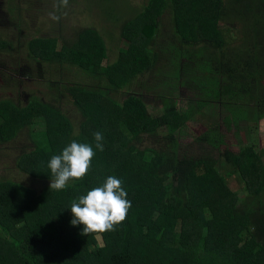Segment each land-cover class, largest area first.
<instances>
[{
	"label": "trees",
	"instance_id": "16d2710c",
	"mask_svg": "<svg viewBox=\"0 0 264 264\" xmlns=\"http://www.w3.org/2000/svg\"><path fill=\"white\" fill-rule=\"evenodd\" d=\"M166 13L172 33L162 37ZM232 13L248 23L250 46L240 31L239 46L224 40L219 20ZM114 16L112 62L115 35L104 27L81 28L59 49L57 37L27 43L33 60L56 65L63 78L71 70L70 101L30 93L23 105L0 103V142L25 128L31 145L16 167L44 182L36 190L0 180V264H264V152L245 144L239 127L264 120V0H146L125 19ZM146 82L162 104L156 115L133 90ZM183 88L196 100L185 109L176 104ZM208 108L214 126L189 138L182 128ZM213 108L226 114L222 127ZM73 141L92 146L91 167L50 189L47 164ZM108 176L127 192L126 219L82 235L83 225L70 223L71 203Z\"/></svg>",
	"mask_w": 264,
	"mask_h": 264
},
{
	"label": "rangeland",
	"instance_id": "374dc122",
	"mask_svg": "<svg viewBox=\"0 0 264 264\" xmlns=\"http://www.w3.org/2000/svg\"><path fill=\"white\" fill-rule=\"evenodd\" d=\"M145 2L146 0H69L67 7H61L57 10L58 0H0V42L4 44V48L0 49V103L10 101L15 105H23L28 100L30 93L36 94L41 99L47 98L46 93L53 96L59 94L60 101L69 102L70 99L65 92H67L68 86L66 78L71 79L69 76L72 73L71 70H65V77L63 78L56 65L33 60L27 51L28 41L35 37H57L59 41L56 43V48L59 49L61 40H73L81 28L104 27L115 35L113 41L108 42L110 58L108 62H112L118 55L115 45L118 47L117 40L120 33L114 23L120 22V19L117 22L113 21V23L109 17V12L112 18H116L114 16L116 13L125 19L135 8L141 9ZM110 8H114L116 12L111 11ZM49 13H55L60 16V19L58 21L52 20ZM169 15L166 13L160 20L162 23L160 36L162 37L165 36L164 34L170 35L172 33ZM239 17V15L232 13L224 21L219 20V27L223 30V38L230 47L240 45L238 42L240 35H237L236 31L241 32L243 41L246 38L245 33L247 36H251L247 33L248 23ZM103 34L105 37L107 36L106 32H102ZM246 44L250 46L249 39H247ZM194 77L191 75L187 81L195 84L192 81ZM55 82L58 83L55 85ZM151 83L146 82L142 88L135 85L133 90L143 94L149 112L156 115L162 108V104H159L160 102L154 96L157 91L153 95L146 92L145 88L153 87V83ZM48 84L50 85L48 86ZM36 90L39 91L36 92ZM180 91L176 95L177 107L182 108L183 103L188 106V102L185 103L186 99L191 100L192 103L196 102L192 91L185 88ZM213 111L216 116L214 121L222 127V120L226 114H222V111L217 110V108H213ZM213 126L214 123L208 108L197 114L195 119L187 122L182 128V132L189 138L196 139L200 134L211 130ZM239 127L244 129L240 130L243 132L244 143L258 153L264 152V120L257 123L241 122ZM246 134H248L247 138L245 137ZM211 135L214 139L216 138L214 134ZM30 145L25 128L10 141L0 142V180L10 179L36 190L43 187L44 182L22 174L16 167L19 152L23 150L22 148L30 147ZM262 158L264 161V153ZM231 182L238 187V191L241 190L236 176L231 178ZM243 193L244 195L248 194V192Z\"/></svg>",
	"mask_w": 264,
	"mask_h": 264
},
{
	"label": "clouds",
	"instance_id": "9594fccd",
	"mask_svg": "<svg viewBox=\"0 0 264 264\" xmlns=\"http://www.w3.org/2000/svg\"><path fill=\"white\" fill-rule=\"evenodd\" d=\"M69 0H58L57 10L67 7ZM52 20L58 21L60 16L49 13ZM96 148L103 151V136L94 133ZM95 152L87 143L71 142L63 148L61 154L53 155L47 164L52 179L50 189L63 190L69 180L82 179L91 167ZM121 180L108 176L102 186L94 187L71 203V225H83L82 235L105 233L115 230V226L126 219L131 203L126 199L127 192L122 188Z\"/></svg>",
	"mask_w": 264,
	"mask_h": 264
}]
</instances>
